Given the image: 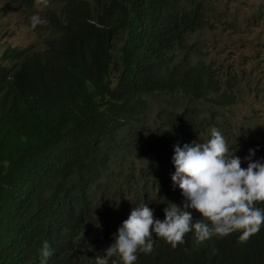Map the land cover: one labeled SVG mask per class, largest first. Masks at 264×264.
<instances>
[{
  "label": "trees",
  "instance_id": "16d2710c",
  "mask_svg": "<svg viewBox=\"0 0 264 264\" xmlns=\"http://www.w3.org/2000/svg\"><path fill=\"white\" fill-rule=\"evenodd\" d=\"M4 1L46 24L0 64V264H40L45 241L47 264H95L134 207L163 220L160 191L125 190L140 169L173 168L174 146L208 121L230 136L216 97L207 118L195 110L215 66L200 35L215 32L221 0ZM241 234L175 248L153 234L134 264H264V226Z\"/></svg>",
  "mask_w": 264,
  "mask_h": 264
},
{
  "label": "clouds",
  "instance_id": "9594fccd",
  "mask_svg": "<svg viewBox=\"0 0 264 264\" xmlns=\"http://www.w3.org/2000/svg\"><path fill=\"white\" fill-rule=\"evenodd\" d=\"M241 1L247 5L249 0ZM48 2L37 0L36 5L43 8ZM209 21L215 25L220 20L210 17ZM247 21L243 19L241 28L248 30L247 35H252L256 42V48L249 53L252 61L264 37L262 6L249 19V26ZM30 22L32 28L45 23L39 15H33ZM207 34H201L200 38L204 50L208 52L207 62L215 66L203 93L197 98L200 106L195 110L201 109L199 117L207 118L210 114L203 105L212 96L216 97L220 106L225 108L220 113L225 116L230 136L208 121L200 132L194 133L192 139L174 146L173 168L148 166L140 169L137 179L125 190L140 198L146 196L141 193L144 185L151 193L160 191L167 204L163 209V220L157 219L154 210L147 204L134 207L113 235L114 242L103 256L95 258V264H109L112 257L117 259L111 264H134L137 252L150 254L154 251L153 234L175 248L186 241L198 245L235 231H241L240 240L246 242L264 226V209L256 206L257 203H264V129L251 130L248 127L264 114V78H250L232 72L229 63L212 60L210 56L216 48L209 44ZM2 57L3 54L0 64L7 66L8 60ZM206 85L211 89H207ZM188 94L199 93L190 91ZM256 104L261 110L255 108ZM196 213L202 219L194 221ZM51 255L49 244L45 241L40 251V264H47Z\"/></svg>",
  "mask_w": 264,
  "mask_h": 264
},
{
  "label": "rangeland",
  "instance_id": "374dc122",
  "mask_svg": "<svg viewBox=\"0 0 264 264\" xmlns=\"http://www.w3.org/2000/svg\"><path fill=\"white\" fill-rule=\"evenodd\" d=\"M52 3V8L59 12L62 0H53ZM216 5L218 11L222 12L223 15L219 19L220 21L214 25L216 31L207 34L209 44L216 48L210 58L217 63H229V69L232 72L244 74L250 78H264V37L258 44L256 57L250 61L249 53L256 48V42L252 35H247L248 30L241 28L243 19L248 20L247 25L249 26V19L259 7L262 6L264 9V0H249L247 5L241 0H221V3ZM48 7L50 4L43 8ZM39 16L45 21L44 13L39 14ZM31 17L29 12L22 9L15 10L13 5L0 0V63L3 62L1 56L7 47L24 50L35 44L37 33L35 32L36 27H31ZM44 24L46 21L42 23V25ZM214 38L219 43H212ZM240 61L246 64L242 65ZM255 108L261 110L259 104H256ZM248 127L251 130L255 128L264 129V114L260 119L253 120Z\"/></svg>",
  "mask_w": 264,
  "mask_h": 264
}]
</instances>
